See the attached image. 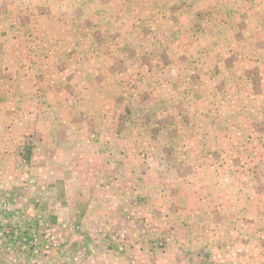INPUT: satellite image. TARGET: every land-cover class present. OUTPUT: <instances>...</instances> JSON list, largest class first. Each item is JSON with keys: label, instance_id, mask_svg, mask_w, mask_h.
<instances>
[{"label": "rangeland", "instance_id": "rangeland-1", "mask_svg": "<svg viewBox=\"0 0 264 264\" xmlns=\"http://www.w3.org/2000/svg\"><path fill=\"white\" fill-rule=\"evenodd\" d=\"M0 264H264V0H0Z\"/></svg>", "mask_w": 264, "mask_h": 264}]
</instances>
